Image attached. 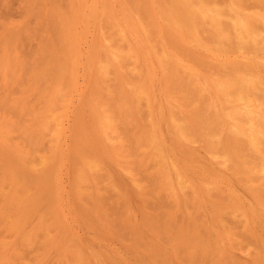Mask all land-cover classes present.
Here are the masks:
<instances>
[{
    "label": "bare ground",
    "instance_id": "1",
    "mask_svg": "<svg viewBox=\"0 0 264 264\" xmlns=\"http://www.w3.org/2000/svg\"><path fill=\"white\" fill-rule=\"evenodd\" d=\"M58 2L0 21V264H264V0Z\"/></svg>",
    "mask_w": 264,
    "mask_h": 264
},
{
    "label": "rangeland",
    "instance_id": "2",
    "mask_svg": "<svg viewBox=\"0 0 264 264\" xmlns=\"http://www.w3.org/2000/svg\"><path fill=\"white\" fill-rule=\"evenodd\" d=\"M9 1V2H8ZM22 1V2H21ZM23 1L24 0H0V21L2 22V21H4V18L3 17H5V18H7L8 16H9V19H12V20H20V17L22 16L21 14H22V6H23ZM64 1V0H63ZM19 2H21V3H19ZM58 3H61V0H59V2ZM63 3V2H62ZM19 4H20V6H19ZM6 5V6H5ZM8 6V7H7ZM3 8V9H2ZM10 8V9H9ZM12 8V9H11ZM2 9V10H1ZM8 10L10 11V12H8ZM2 12V13H1ZM5 12L7 13L6 15H5ZM9 13L11 14V15H9ZM18 13H19V16H18ZM8 15V16H7ZM7 16V17H6ZM10 16H11V18H10ZM17 16L19 17V18H17ZM15 19H14V18ZM37 38H38V36H37ZM27 42V41H26ZM26 42H24V43H26ZM23 43V48H26L25 47V44ZM27 45L26 46H29V47H27L26 49L27 50H29V48L31 49V48H36L35 47V44H36V38H35V40H31V41H28V43H26ZM29 44V45H28ZM34 44V45H33ZM31 45H33V47L31 46ZM24 51V50H23ZM22 81H24V82H26V80L25 79H23Z\"/></svg>",
    "mask_w": 264,
    "mask_h": 264
}]
</instances>
